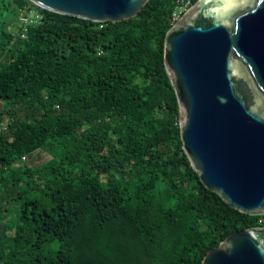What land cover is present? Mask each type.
Returning a JSON list of instances; mask_svg holds the SVG:
<instances>
[{
	"label": "trees",
	"instance_id": "16d2710c",
	"mask_svg": "<svg viewBox=\"0 0 264 264\" xmlns=\"http://www.w3.org/2000/svg\"><path fill=\"white\" fill-rule=\"evenodd\" d=\"M175 6L96 22L0 0V264H201L260 226L184 151L164 63ZM23 8L41 14L26 37Z\"/></svg>",
	"mask_w": 264,
	"mask_h": 264
},
{
	"label": "water",
	"instance_id": "95a60500",
	"mask_svg": "<svg viewBox=\"0 0 264 264\" xmlns=\"http://www.w3.org/2000/svg\"><path fill=\"white\" fill-rule=\"evenodd\" d=\"M96 22L136 16L149 0H31ZM183 148L205 186L264 214V0H197L166 34ZM201 264H264V226L228 235Z\"/></svg>",
	"mask_w": 264,
	"mask_h": 264
},
{
	"label": "built area",
	"instance_id": "2783aa9c",
	"mask_svg": "<svg viewBox=\"0 0 264 264\" xmlns=\"http://www.w3.org/2000/svg\"><path fill=\"white\" fill-rule=\"evenodd\" d=\"M195 3L193 0H176V6L173 12L174 23L189 11ZM19 20L23 26L21 36L26 37L29 26L41 21V14L34 9L23 8L20 11ZM259 224L260 226H264V217L259 219Z\"/></svg>",
	"mask_w": 264,
	"mask_h": 264
},
{
	"label": "rangeland",
	"instance_id": "374dc122",
	"mask_svg": "<svg viewBox=\"0 0 264 264\" xmlns=\"http://www.w3.org/2000/svg\"><path fill=\"white\" fill-rule=\"evenodd\" d=\"M22 113V112H21ZM50 156L43 150H37L32 155L28 156L26 161L31 165H38L45 160L49 159Z\"/></svg>",
	"mask_w": 264,
	"mask_h": 264
}]
</instances>
